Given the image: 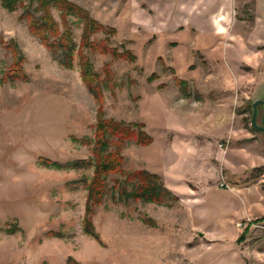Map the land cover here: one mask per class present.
Returning a JSON list of instances; mask_svg holds the SVG:
<instances>
[{
	"label": "rangeland",
	"instance_id": "1",
	"mask_svg": "<svg viewBox=\"0 0 264 264\" xmlns=\"http://www.w3.org/2000/svg\"><path fill=\"white\" fill-rule=\"evenodd\" d=\"M68 1L113 29L109 46L132 60L83 51L102 80L97 98L80 75L76 19L65 68L22 9L0 8V79L13 66L26 77L0 83V229L18 228L0 232V264H264V134L250 126L251 103L264 100V47L255 55L264 0ZM100 118L142 124L153 141L124 146L121 173L92 208L91 235L93 166L39 159H90ZM138 170L160 176L171 196L125 198Z\"/></svg>",
	"mask_w": 264,
	"mask_h": 264
},
{
	"label": "trees",
	"instance_id": "2",
	"mask_svg": "<svg viewBox=\"0 0 264 264\" xmlns=\"http://www.w3.org/2000/svg\"><path fill=\"white\" fill-rule=\"evenodd\" d=\"M25 1L0 0V8L8 12L22 9L20 19L25 22L30 34L51 53H60L61 59L58 63L65 68L72 66L75 51L69 18L76 19V22L81 25L82 32L77 50L80 75L85 86L97 98L102 90V80L100 75L94 72L91 61L84 55L83 51L88 50L94 53L107 54L115 59L126 56L125 59L132 60V56L117 53L115 48L109 46L110 39L115 33L114 30L98 24L84 9L76 4L68 0H28L30 3L35 4V8L31 10L30 7L24 5ZM52 10L57 11L59 23L54 19ZM35 13H38L39 16H35ZM97 34H102L104 37L98 40L94 38ZM11 50L14 58L17 57V48L13 47ZM12 68L8 74L3 75L0 83L10 80H26L20 68L17 66ZM148 81H150L149 78ZM178 81V84L182 86V82ZM152 141V137L144 131L142 124L127 125L100 118L95 126L92 157L90 159L73 161L67 164H59L44 158H40L39 161L42 166L54 169H80L84 166H93V174L88 182L87 206L84 218L85 231L92 235L90 227L92 208L101 202L103 195L106 193V180L108 177L121 173L124 146L130 142L139 146H148ZM126 179V181L133 183V188L129 191L121 188V193L127 199L162 203L166 197L171 196L163 186L161 177L156 174L138 170L129 173ZM262 220L261 218L255 220V222ZM8 229H0V232L13 234L18 231L16 225L10 226ZM247 231V229L244 230L239 238L240 240L244 238Z\"/></svg>",
	"mask_w": 264,
	"mask_h": 264
},
{
	"label": "water",
	"instance_id": "3",
	"mask_svg": "<svg viewBox=\"0 0 264 264\" xmlns=\"http://www.w3.org/2000/svg\"><path fill=\"white\" fill-rule=\"evenodd\" d=\"M259 107H264V100L256 99L251 103L252 112L250 117V126L255 132L264 134V127L259 126L256 122Z\"/></svg>",
	"mask_w": 264,
	"mask_h": 264
},
{
	"label": "crops",
	"instance_id": "4",
	"mask_svg": "<svg viewBox=\"0 0 264 264\" xmlns=\"http://www.w3.org/2000/svg\"><path fill=\"white\" fill-rule=\"evenodd\" d=\"M263 29H264V28H263ZM257 47L259 48V50L256 51L255 55H259V56H260V55H262V52H263V49H262V48L264 47V38H263V39L261 38V39L259 40V44H257ZM261 96H262V95H261ZM261 96H260V97H261ZM260 97H258V98H260ZM259 118L262 120L261 122L264 123V109L261 110L259 114L257 113V123H258V119H259ZM262 123H261V124H262ZM258 124H259V123H258ZM260 126H261V125H260ZM238 165H241V163H239Z\"/></svg>",
	"mask_w": 264,
	"mask_h": 264
},
{
	"label": "built area",
	"instance_id": "5",
	"mask_svg": "<svg viewBox=\"0 0 264 264\" xmlns=\"http://www.w3.org/2000/svg\"><path fill=\"white\" fill-rule=\"evenodd\" d=\"M221 147V146H220ZM239 227H242L240 224H239Z\"/></svg>",
	"mask_w": 264,
	"mask_h": 264
}]
</instances>
